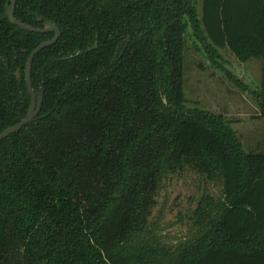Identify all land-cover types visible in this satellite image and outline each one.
<instances>
[{"label":"trees","instance_id":"obj_1","mask_svg":"<svg viewBox=\"0 0 264 264\" xmlns=\"http://www.w3.org/2000/svg\"><path fill=\"white\" fill-rule=\"evenodd\" d=\"M8 4L0 0V133L25 117L27 58L54 35L12 25ZM200 8L16 0L18 22L41 28V17L61 36L32 63L39 114L0 142V264H264V153L245 152L222 116L183 95L191 29L213 65L224 49L261 61L253 93L264 116V0ZM185 165L218 176L222 193L200 199L194 232L170 247L149 216L163 179Z\"/></svg>","mask_w":264,"mask_h":264},{"label":"rangeland","instance_id":"obj_2","mask_svg":"<svg viewBox=\"0 0 264 264\" xmlns=\"http://www.w3.org/2000/svg\"><path fill=\"white\" fill-rule=\"evenodd\" d=\"M201 2L197 0L199 14ZM219 52L220 66L213 65L189 34L183 55L185 104L222 116L245 152L264 153V116L253 93L261 83V61L241 63L228 50ZM221 193V179L195 166L170 174L161 182L149 216L154 235L170 247L184 242L194 232L192 215L200 199Z\"/></svg>","mask_w":264,"mask_h":264},{"label":"water","instance_id":"obj_3","mask_svg":"<svg viewBox=\"0 0 264 264\" xmlns=\"http://www.w3.org/2000/svg\"><path fill=\"white\" fill-rule=\"evenodd\" d=\"M15 2H16V0H9V4L6 6V9H5L6 16L12 25L17 26L21 30L27 31V32L41 33V34L53 32L54 38L48 42H44V43L40 44L39 46L34 48V50L30 53L28 60H27V63H26L25 74H24L27 91H28V94L30 95V106L28 108L26 116L19 123L4 129L0 133V142L3 139L7 138L9 135H11L15 132H18L19 130H21L22 128H24L25 126H27L28 124L33 122V120L38 115V113L41 109V105H42V92H43V90L40 89L39 92L36 94L35 91L31 88V84H30L31 64H32L33 58L35 57L36 54H38L42 49L53 45L60 36L59 29L53 23H51L49 21H46L42 28L32 27V26H28V25H25V24L18 22L14 18ZM16 77L19 78V75L17 73H16ZM164 102H165V99H164Z\"/></svg>","mask_w":264,"mask_h":264},{"label":"flooded vegetation","instance_id":"obj_4","mask_svg":"<svg viewBox=\"0 0 264 264\" xmlns=\"http://www.w3.org/2000/svg\"><path fill=\"white\" fill-rule=\"evenodd\" d=\"M15 3H16V2H15ZM196 9H197V11H198V3H197V0H196ZM198 12H199V11H198ZM37 21H38V22H44V23L46 22V21H43V19H42L41 17H37ZM49 22H51V21H49ZM44 23H43V25H44ZM51 23H52V22H51ZM22 24H23V23H22ZM53 24H54V23H53ZM25 25H26V24H25ZM54 25H55V24H54ZM28 26H30V25H28ZM55 26H56V25H55ZM32 27H34V26H32ZM42 27H43V26H42ZM42 27H41V28H42ZM56 27H57V26H56ZM36 28H39V27H36ZM57 28H58V27H57ZM58 29H59V28H58ZM59 31H60V30H59ZM49 33H53V32H49ZM42 34H45V33H42ZM53 34H54V33H53ZM189 34H191V37H192V38L195 40V42H196L197 40H196V38L193 36V33H192V30H191V29H189V30L187 31L186 39L189 37ZM60 36H61V32H60ZM60 36H59V38H60ZM53 38H54V35H53ZM53 38H52V39H53ZM59 38H58V39H59ZM52 39H51V40H52ZM58 39H57V41H58ZM49 41H50V40H49ZM57 41H56V42H57ZM45 42H48V41H45ZM56 42H55V43H56ZM42 43H44V42H42ZM42 43H41V44H42ZM55 43H54L53 45H55ZM197 43H198V41H197ZM198 44H199V43H198ZM39 45H40V44H39ZM39 45H38V46H39ZM53 45H51V46H53ZM36 47H37V46H36ZM36 47H35V48H36ZM48 47H50V46H48ZM200 47H201V46H200ZM33 50H34V49H33ZM33 50H32V51H33ZM42 50H43V49H42ZM42 50H41V51H42ZM32 51H31V52H32ZM41 51H40V52H41ZM29 55H30V54H29ZM36 55H37V54H36ZM36 55H35V56H36ZM28 57H29V56H28ZM34 58H35V57H34ZM34 58H33V60H34ZM27 60H28V58H27ZM26 63H27V61H26ZM32 63H33V61H32ZM25 68H26V64H25ZM31 69H32V64H31ZM16 73L19 75V78L16 77ZM24 74H25V69H24ZM14 75H15V77H16L17 79H20V77H21V75H20V70H17V72H15ZM24 81H25V75H24ZM25 84H26V83H25ZM30 84H31V70H30ZM31 88H32V86H31ZM32 89H33V88H32ZM40 89H42V88H40ZM40 89H39V90H40ZM33 90H34V89H33ZM34 91H35V90H34ZM27 92H28V91H27ZM38 92H39V91H38ZM38 92L35 91L36 94H37ZM29 96H30V95H29ZM42 99H43V92H42ZM163 102H164V100H163ZM164 103H166V100H165ZM29 106H30V105H29ZM39 112H40V111H39ZM26 114H27V113H26ZM38 114H39V113H38ZM25 116H26V115H25Z\"/></svg>","mask_w":264,"mask_h":264}]
</instances>
